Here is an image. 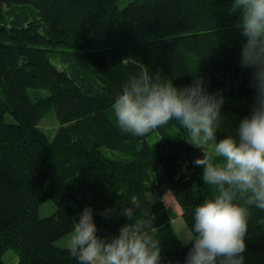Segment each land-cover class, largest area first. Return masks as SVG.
<instances>
[{"label":"trees","instance_id":"16d2710c","mask_svg":"<svg viewBox=\"0 0 264 264\" xmlns=\"http://www.w3.org/2000/svg\"><path fill=\"white\" fill-rule=\"evenodd\" d=\"M232 3L0 0V264L7 251L14 264H79L56 239L91 207L98 237L110 240L142 215L123 214L133 198L155 217L160 264H185L192 245L174 233L161 197L171 194L190 230L195 207L213 193L194 164L203 152L175 121L144 137L124 132L112 105L131 77L148 73L180 89L199 78L223 98L221 112L226 98H237L250 117L256 89L252 69L241 65L246 38ZM47 114L58 125L51 138L38 127ZM47 199L55 211L40 218ZM250 213L244 264H264V210Z\"/></svg>","mask_w":264,"mask_h":264},{"label":"clouds","instance_id":"9594fccd","mask_svg":"<svg viewBox=\"0 0 264 264\" xmlns=\"http://www.w3.org/2000/svg\"><path fill=\"white\" fill-rule=\"evenodd\" d=\"M230 12L239 15L237 27L246 38L241 65L252 69L256 89L252 114L237 129L238 140L229 135L217 141L224 100L207 93L199 78L180 89L171 80L142 73L130 78L112 105L124 132L144 137L175 121L186 133L183 138L203 152L194 164L203 166V183L213 193L194 209L193 226L183 238L192 245L185 264H244L250 209L264 210V0H233ZM128 203L123 212L128 219L134 209L142 215L110 240L98 237L91 207L78 213L65 248L79 264H160L155 217L135 198Z\"/></svg>","mask_w":264,"mask_h":264},{"label":"rangeland","instance_id":"374dc122","mask_svg":"<svg viewBox=\"0 0 264 264\" xmlns=\"http://www.w3.org/2000/svg\"><path fill=\"white\" fill-rule=\"evenodd\" d=\"M128 0H118V5L120 8L124 7L126 5ZM53 62L57 65H61V56L60 54L54 53L52 56ZM35 90H30L31 95H37L39 97H44L48 95L47 90H36V94L34 92ZM225 105L229 106V109L226 112H221V127L217 131V141L219 139L225 138L229 135L235 137L237 140L239 139V136L237 135V129L239 127L240 122L245 118L249 117L248 115H245L242 113V109L245 106L244 100L237 99V98H226L225 99ZM7 121H11V118L7 115L6 116ZM57 122L55 120V117L53 114H47L39 123V129L43 131L49 138H51L56 129H57ZM221 134V135H220ZM223 134V136H222ZM186 135V133H185ZM148 141L151 143H156L158 141V136L156 133H153L149 138ZM150 199L156 194H150ZM55 211V206L52 203L50 199H47L43 201L38 208V215L40 218H46L53 215ZM74 230V229H73ZM70 230L66 232L65 234L59 236L55 244L58 247L65 248L66 238L68 235L73 231ZM4 262L6 264H14L16 262V255L12 251H7L3 257Z\"/></svg>","mask_w":264,"mask_h":264},{"label":"crops","instance_id":"0c3cea01","mask_svg":"<svg viewBox=\"0 0 264 264\" xmlns=\"http://www.w3.org/2000/svg\"><path fill=\"white\" fill-rule=\"evenodd\" d=\"M150 194H155V193H148V200L151 203H154L158 200V196H154L152 200L150 199ZM161 201L163 202L164 206L169 210L171 218H170V223L171 227L180 240L181 243L185 244L183 242V238L186 237V233L189 230L187 226L185 225L184 221L181 218V209L179 205L175 202L173 197L171 196L170 193H165L161 197Z\"/></svg>","mask_w":264,"mask_h":264}]
</instances>
